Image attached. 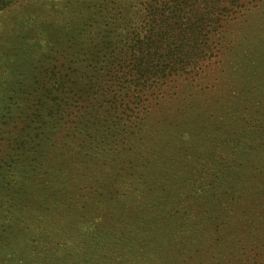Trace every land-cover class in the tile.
Returning <instances> with one entry per match:
<instances>
[{
    "label": "rangeland",
    "instance_id": "rangeland-1",
    "mask_svg": "<svg viewBox=\"0 0 264 264\" xmlns=\"http://www.w3.org/2000/svg\"><path fill=\"white\" fill-rule=\"evenodd\" d=\"M88 1L0 9V264H259L264 0L203 78L116 114L122 84L72 53Z\"/></svg>",
    "mask_w": 264,
    "mask_h": 264
},
{
    "label": "trees",
    "instance_id": "trees-1",
    "mask_svg": "<svg viewBox=\"0 0 264 264\" xmlns=\"http://www.w3.org/2000/svg\"><path fill=\"white\" fill-rule=\"evenodd\" d=\"M260 1L89 0L70 33L76 49L72 53L105 67L122 84L106 93L115 100L116 114L122 103L130 107L138 98L154 99L157 87L165 83L168 89L178 79L192 83L203 78L202 70L223 56L233 24L239 17L245 20ZM7 4L10 0H0V9ZM205 91L206 98L216 97L213 86Z\"/></svg>",
    "mask_w": 264,
    "mask_h": 264
}]
</instances>
